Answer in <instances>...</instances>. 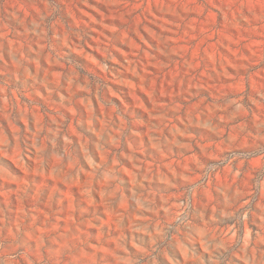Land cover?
<instances>
[{
	"label": "rangeland",
	"instance_id": "rangeland-1",
	"mask_svg": "<svg viewBox=\"0 0 264 264\" xmlns=\"http://www.w3.org/2000/svg\"><path fill=\"white\" fill-rule=\"evenodd\" d=\"M0 264H264V0H0Z\"/></svg>",
	"mask_w": 264,
	"mask_h": 264
}]
</instances>
